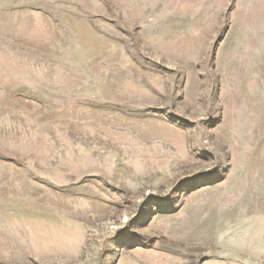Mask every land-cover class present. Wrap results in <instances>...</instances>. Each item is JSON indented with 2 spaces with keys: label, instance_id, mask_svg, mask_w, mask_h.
I'll return each instance as SVG.
<instances>
[{
  "label": "rangeland",
  "instance_id": "rangeland-1",
  "mask_svg": "<svg viewBox=\"0 0 264 264\" xmlns=\"http://www.w3.org/2000/svg\"><path fill=\"white\" fill-rule=\"evenodd\" d=\"M0 264H264V0H0Z\"/></svg>",
  "mask_w": 264,
  "mask_h": 264
}]
</instances>
